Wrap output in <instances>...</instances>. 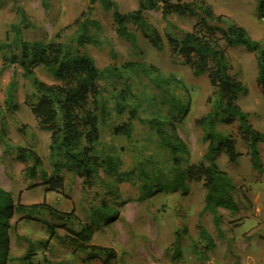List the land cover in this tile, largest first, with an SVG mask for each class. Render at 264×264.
I'll list each match as a JSON object with an SVG mask.
<instances>
[{
    "label": "rangeland",
    "instance_id": "rangeland-1",
    "mask_svg": "<svg viewBox=\"0 0 264 264\" xmlns=\"http://www.w3.org/2000/svg\"><path fill=\"white\" fill-rule=\"evenodd\" d=\"M115 1L122 12L136 9L139 3V0ZM207 1L217 13L244 26L264 48L261 19L264 9L259 8L261 4L264 8V0ZM22 10L26 21H23ZM146 15L167 42L170 26L161 10L152 9ZM88 16L97 21L99 27L91 26V35L97 42H87L85 50L103 70L101 83L111 106L110 116L100 125L102 149L99 154L103 159L112 157L116 167L109 169L102 162L98 174L90 180L70 168H63L60 174L65 179L64 192H56L43 183L45 177L56 174L50 158V132L42 128L27 104V99H37L35 88L20 63L5 59L11 56L6 45H12V53H19L18 38L11 30L14 25L20 26L22 37L27 41L50 40L72 25L62 31L61 40L76 46L79 24L74 22ZM170 21L187 30L195 23L192 17L177 15ZM7 31L11 32L9 36ZM0 46L4 47L0 48V185L12 193L15 206L46 201L59 210L75 211L76 219L69 225L77 230L81 229V224L100 221L94 226L92 243L117 251L118 256L111 264H264V223L262 234H254L248 220L255 217L259 209L264 213V143L259 145L263 168L255 169L249 148L238 133L240 123L218 124L219 130L236 138L237 148L243 153L236 163L229 161L225 151L217 159L220 168L233 179L235 186L231 193L238 206L233 210L219 209L223 217V232L219 233L214 216L203 212L206 189L202 182L190 181L187 192L167 187L173 177L174 164L170 150L160 144L157 126L153 129L150 124L137 120L130 138L111 132V126L121 115L113 107L115 100L130 85L134 97L130 98L127 113L121 115L122 122L129 120L134 109L140 119L148 122L169 119L165 116L179 119L182 116L176 123L177 133L190 149L182 167L200 161L208 143L204 141L203 129L195 121L212 109L210 98H215V88L206 75L193 76L191 69L172 54L168 45L163 51H157L141 32H138V49L133 48L117 33L112 11L99 2L90 4L89 0H0ZM228 52L234 76L248 89L247 93L239 94L237 102L250 113L252 124L264 132V93L257 80V55L242 45L229 47ZM130 61L144 62L157 70L151 76L141 72L130 74L123 71V64ZM36 75L43 81L55 82L44 67H38ZM154 79L160 81V87ZM12 81L16 82V87L14 100L9 101ZM173 93L176 102L169 115L171 102L175 101ZM19 147L32 149L41 157L42 166L36 175L31 170L34 160L23 161ZM105 205L111 207L107 216L112 215V218L108 221L95 215L96 210ZM21 217L15 213L9 219L7 264H27L21 258L29 247L37 251L34 264H104L101 259L85 261L86 254L75 249L69 241V232L60 227L49 246L40 248L41 242L50 239L46 224L42 220L27 221ZM201 226L215 240L211 250L200 237ZM255 248H262L263 255H249Z\"/></svg>",
    "mask_w": 264,
    "mask_h": 264
},
{
    "label": "trees",
    "instance_id": "trees-1",
    "mask_svg": "<svg viewBox=\"0 0 264 264\" xmlns=\"http://www.w3.org/2000/svg\"><path fill=\"white\" fill-rule=\"evenodd\" d=\"M90 4L99 2L106 10H111L117 33L125 38L135 49H138V32L148 39L157 51H163L169 46L184 65L188 66L192 75L201 77L206 75L210 84L215 88L212 109L203 117L195 121L196 125L204 131V141L208 143L207 152L203 159L196 163H190L185 168L182 163L185 156L190 155V149L186 142L177 133L176 123L181 120L173 117L164 121L153 119H140L131 110L130 118L122 122L121 115L127 113L130 98L134 97L130 85L119 93L114 109L119 115L111 132L114 135L131 137L134 124L139 120L148 123L151 128L158 127L160 144L170 150L173 160V177L168 181L167 187L171 190H184L187 192L190 181L202 182L206 189V202L203 209L214 216V222L218 232L222 233L223 217L219 211L221 207L233 210L238 208L231 193L235 184L229 173L220 168L217 159L221 152L225 151L231 163H236L243 154L237 148L236 138L225 134L218 129L220 122L233 124L239 122L238 133L247 144L248 154L251 157L255 169L262 170V157L259 145L264 143V132L257 129L250 120V113L245 111L237 102L240 93H247V87L233 74V64L228 52L229 47L244 46L249 52L257 55L258 84L264 93V48L258 40H255L248 30L228 19L224 14H219L207 0H139L136 9L122 12L115 0H89ZM262 2V0H259ZM263 4L259 6L264 9ZM22 9L19 7V10ZM160 9L165 20L169 21V33L167 42L164 36L147 19V11ZM25 19V11L22 10ZM83 13L82 15H84ZM173 15L194 18L195 23L190 30L178 27L170 21ZM79 24L77 45L62 41V31L72 25L66 26L56 33L50 40L27 41L22 37L20 26L14 25V31L19 42V53L11 51V44L6 45L10 50L12 63H20L24 69V75L28 77L35 88V101L28 100L33 115L43 129L50 132V158L53 161L56 174L45 177L43 183L48 189L56 192H64L65 179L61 175L63 168H70L80 176L87 179L98 174L102 162L107 168L113 169L116 163L112 157L102 158L99 150L102 149L101 123L110 116L108 101L105 99V87L101 83L103 70L97 65L94 57L85 50L87 42H97L91 35V26L99 27L97 21L86 17L80 21L78 18L74 24ZM7 31V36L10 35ZM0 48H4L0 46ZM124 70L130 74L141 72L151 76L157 70L153 65L144 62H127L123 64ZM44 67L53 77L55 82L49 83L41 80L36 75V69ZM119 71V73L123 72ZM154 74V73H153ZM157 86L160 81L154 79ZM16 82L9 85L11 95L9 101L14 100ZM175 100L176 95L171 94ZM175 101L171 102L169 115L173 110ZM15 106L14 103H10ZM115 110V111H116ZM127 115V114H126ZM117 121L119 123H117ZM166 127V129H165ZM20 158L27 161L34 160L31 167L36 175L38 168L42 166L39 154L24 147H19ZM111 207L105 205L96 210L95 215L99 219L108 221L112 215L107 216ZM21 214L24 220H42L47 227L50 239L41 242L39 247L46 249L51 240L58 235V228L69 232V241L76 250L86 254L85 261L101 259L104 264H111L118 256L113 247L92 243L94 224H81L77 230L69 224L76 219L75 211L67 212L59 210L46 201L41 203L14 205L12 193L0 185V264H7L9 260V228L10 217ZM50 216L45 218L42 216ZM60 222V224H58ZM201 239L205 240L206 247L211 250L215 246L213 236L201 226ZM37 251L28 248L21 258L27 264H34L33 257Z\"/></svg>",
    "mask_w": 264,
    "mask_h": 264
},
{
    "label": "crops",
    "instance_id": "crops-1",
    "mask_svg": "<svg viewBox=\"0 0 264 264\" xmlns=\"http://www.w3.org/2000/svg\"><path fill=\"white\" fill-rule=\"evenodd\" d=\"M264 213L259 209V211L255 212V217H251L250 222L252 225V232L254 234L259 233L260 235L262 234V229H263V223H264ZM254 228V229H253ZM249 248V246H247ZM249 255L254 256V255H263V249L262 248H255L252 251L249 252ZM255 264V263H254Z\"/></svg>",
    "mask_w": 264,
    "mask_h": 264
},
{
    "label": "built area",
    "instance_id": "built-area-1",
    "mask_svg": "<svg viewBox=\"0 0 264 264\" xmlns=\"http://www.w3.org/2000/svg\"><path fill=\"white\" fill-rule=\"evenodd\" d=\"M261 19H262V21L264 22V15H263V17H262Z\"/></svg>",
    "mask_w": 264,
    "mask_h": 264
},
{
    "label": "clouds",
    "instance_id": "clouds-1",
    "mask_svg": "<svg viewBox=\"0 0 264 264\" xmlns=\"http://www.w3.org/2000/svg\"><path fill=\"white\" fill-rule=\"evenodd\" d=\"M262 17H263V16H262ZM262 17H261V18H262Z\"/></svg>",
    "mask_w": 264,
    "mask_h": 264
}]
</instances>
